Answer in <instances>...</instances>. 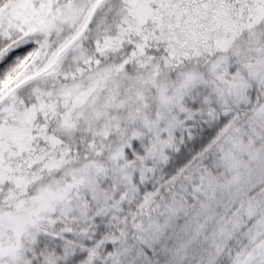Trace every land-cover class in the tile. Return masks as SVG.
<instances>
[{"label": "snow or ice", "instance_id": "snow-or-ice-1", "mask_svg": "<svg viewBox=\"0 0 264 264\" xmlns=\"http://www.w3.org/2000/svg\"><path fill=\"white\" fill-rule=\"evenodd\" d=\"M0 264H264V0H0Z\"/></svg>", "mask_w": 264, "mask_h": 264}]
</instances>
